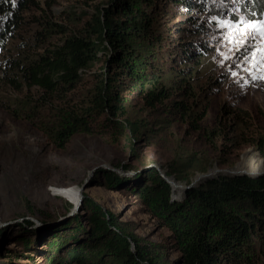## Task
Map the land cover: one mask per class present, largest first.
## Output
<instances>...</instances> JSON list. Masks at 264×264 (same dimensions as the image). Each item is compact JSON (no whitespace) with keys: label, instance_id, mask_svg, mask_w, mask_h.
I'll return each mask as SVG.
<instances>
[{"label":"rangeland","instance_id":"1","mask_svg":"<svg viewBox=\"0 0 264 264\" xmlns=\"http://www.w3.org/2000/svg\"><path fill=\"white\" fill-rule=\"evenodd\" d=\"M252 1L247 0L234 13L230 0H224L227 8L220 0H209L204 11L192 13V26L185 20L186 10L157 0L153 29L160 42L148 50L152 56L172 59L170 53L178 51V42L204 47L198 63L186 65L192 70L181 77L186 83L169 75L165 86L176 94L153 108L145 107L139 96L126 95V117L115 120L107 114L88 122L86 131L69 133L62 148L46 135V129L11 116L8 106L14 107L24 94L0 88V222L18 220L0 236V264H60L69 252L80 250L85 263L112 264L137 248L153 253L164 264L181 260L170 231L147 211L134 188L163 180L171 201H182L189 185H198V175L238 169L247 154L245 167L239 169L264 171V157L255 145L248 144L258 139L264 146V35L253 32L248 47L233 55L229 40L235 24L229 29L213 20L235 21L247 16ZM257 1L259 12L248 18L264 21V0ZM34 2L37 7L23 14L20 32L28 42L36 29L41 30L36 20L67 26L71 32L81 30L102 0ZM48 39L57 42L59 37ZM17 43L13 40L11 46ZM222 54L232 59L223 60ZM178 56L179 51L174 53ZM245 57L248 62L241 63ZM98 70L95 63L81 74V93L92 88L93 73ZM170 100L191 109L192 119L172 113ZM205 104L209 105L206 116L196 130L190 121ZM234 105L249 114L248 128L241 134L230 126ZM37 115V122L47 129L57 119L55 110L48 108ZM160 120L167 122H161L158 135L147 130ZM138 128L139 132L144 129L147 139L134 138ZM173 162L178 171H169ZM162 188L158 186L157 194Z\"/></svg>","mask_w":264,"mask_h":264},{"label":"trees","instance_id":"2","mask_svg":"<svg viewBox=\"0 0 264 264\" xmlns=\"http://www.w3.org/2000/svg\"><path fill=\"white\" fill-rule=\"evenodd\" d=\"M165 1L186 10L185 20L194 26L192 13L204 11L209 0ZM36 5L34 0H0V88L24 94L14 107L8 106V113L37 129H46V135L59 148L64 147L73 130L86 131L88 122L107 114L115 120L126 117V95L139 96L147 108L163 104L176 94L167 89L165 79L175 74L178 82L183 80L185 84L181 77L192 71L186 65L197 64L204 53L202 45L178 42V57H174L178 51L170 53V60L152 56L148 50L160 42L153 29L157 0H102L95 6V15L74 32L61 24L36 20L41 30L36 29L28 42L20 34L23 14ZM247 6V16L253 17L259 12L260 2L255 0ZM52 35L59 40L49 42ZM13 40L18 43L11 46ZM101 50L102 55H98ZM95 63L100 70L93 73V86L81 93V74ZM169 103L172 113L192 119L193 111L185 104L174 100ZM208 106L203 105L194 114L190 121L194 129H199L197 124L205 118ZM233 107L230 126L241 134L248 128L249 114L237 105ZM44 108L56 112L50 130L37 122V113ZM161 122L167 120L147 130L158 135L163 128ZM145 135L144 129L134 130V138L147 139ZM248 144L255 145L264 157L260 140H249ZM170 166L169 171H178V164ZM161 185L163 191L157 194ZM134 189L147 211L170 231L181 256L174 264H264V174L253 177L218 173L189 187L182 201H171L169 186L163 180L153 186L144 182ZM162 262L153 253L137 248L126 251L112 264ZM59 263L89 264L83 261L81 250L69 252L67 260Z\"/></svg>","mask_w":264,"mask_h":264},{"label":"snow or ice","instance_id":"3","mask_svg":"<svg viewBox=\"0 0 264 264\" xmlns=\"http://www.w3.org/2000/svg\"><path fill=\"white\" fill-rule=\"evenodd\" d=\"M220 2L223 7L227 8V4L224 3V0H220ZM230 2L233 4V8L231 9V11L237 13L241 10L240 6L247 3V0H230ZM252 15L255 14L253 13ZM213 20L217 23L218 26H223L229 29H232L233 24H235V28L232 32V39L229 40V43H232L234 45V47L230 49V51L233 52V55L235 54V52L242 51L243 49L248 47V41L253 38V32L259 30V32L264 35V21L251 20L246 15H241L239 19L235 21L218 19L216 17H213ZM239 35H242L243 39L237 40L236 37ZM230 59H232V57L223 55V60ZM247 62L248 58L245 57L244 61H242L241 63ZM236 67H241V64H237ZM244 71H248V69L244 68ZM232 75L236 77L238 74L233 71Z\"/></svg>","mask_w":264,"mask_h":264},{"label":"water","instance_id":"4","mask_svg":"<svg viewBox=\"0 0 264 264\" xmlns=\"http://www.w3.org/2000/svg\"><path fill=\"white\" fill-rule=\"evenodd\" d=\"M218 173H223V174H226V175H231V176H234V175H248V176H253V177H256V176H259L261 174H264V171H261V172H252V171H246V170H240V169H236V167L234 168H231L230 170H217L214 174H212L211 172L209 173H205V174H200L197 176L195 182L196 184H199L203 179H207V178H210ZM193 184L189 185V187L193 186ZM25 223H28V221H25ZM18 224V220H5L3 222H0V236L1 234L9 227L13 226V225H17Z\"/></svg>","mask_w":264,"mask_h":264},{"label":"bare ground","instance_id":"5","mask_svg":"<svg viewBox=\"0 0 264 264\" xmlns=\"http://www.w3.org/2000/svg\"><path fill=\"white\" fill-rule=\"evenodd\" d=\"M247 159H248V154L245 155V156L242 158V161L239 163L238 167H239V168H243V167H245V165H246V163H247ZM239 168H238V169H239Z\"/></svg>","mask_w":264,"mask_h":264}]
</instances>
